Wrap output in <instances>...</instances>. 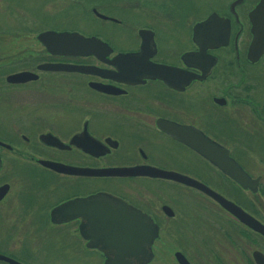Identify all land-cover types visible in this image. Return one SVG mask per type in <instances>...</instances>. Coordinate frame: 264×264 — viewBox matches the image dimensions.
<instances>
[{
  "label": "flooded vegetation",
  "instance_id": "flooded-vegetation-1",
  "mask_svg": "<svg viewBox=\"0 0 264 264\" xmlns=\"http://www.w3.org/2000/svg\"><path fill=\"white\" fill-rule=\"evenodd\" d=\"M91 2L112 27L42 17L14 59L0 31V264H104L100 224L132 240L136 214L137 264H264V0ZM49 30L102 43L53 54Z\"/></svg>",
  "mask_w": 264,
  "mask_h": 264
},
{
  "label": "rangeland",
  "instance_id": "rangeland-1",
  "mask_svg": "<svg viewBox=\"0 0 264 264\" xmlns=\"http://www.w3.org/2000/svg\"><path fill=\"white\" fill-rule=\"evenodd\" d=\"M91 1L0 0V25H4V28L0 27V31L5 33L6 30L5 40L7 41L8 59L18 57L22 48H25V51H33V47L39 48L35 37L38 31L45 27L42 23V17H52L46 23L51 24L56 29H77L82 33L96 32L99 29L106 30L108 27H112L113 24H104L87 14L90 13L88 8L92 4ZM125 31L127 32V30ZM75 259L72 261L62 260L60 263L81 264L78 258Z\"/></svg>",
  "mask_w": 264,
  "mask_h": 264
},
{
  "label": "water",
  "instance_id": "water-1",
  "mask_svg": "<svg viewBox=\"0 0 264 264\" xmlns=\"http://www.w3.org/2000/svg\"><path fill=\"white\" fill-rule=\"evenodd\" d=\"M98 16L105 17L98 13ZM39 41L47 48V50L53 54H65V55H97L98 49L100 48V39L95 36L85 37L78 32H68V31H43L38 34ZM260 43L259 40H256L255 44ZM264 50V43L262 46H254L252 51L255 55H260ZM40 67L59 70V69H68V70H80L88 71L92 68L88 67H77L73 65H63V64H42ZM19 74L11 75L9 78H17ZM46 165L53 169L58 170H68V167L56 162L43 161ZM87 173H92V170H84ZM107 172V170H100L98 172ZM105 172V173H106ZM91 201V200H90ZM62 207V206H61ZM106 217V216H105ZM125 221H129L126 219ZM118 225H123V221L118 220L116 222ZM130 227L127 226L130 233H134V238L132 240L118 239L119 237L114 238L112 236L113 229L112 224L109 228L106 225L100 224L99 231L101 234L109 233V237L106 235L101 237L97 242H94L92 245H95L104 252L105 260L104 264H137L145 262L150 259L151 254L146 252L145 245L148 247L151 244L156 232L152 231L150 236H146L144 232V227L146 230H149V224L146 225L141 221L138 214L133 218V222L130 220ZM126 229V230H128ZM128 231L125 233H129ZM145 250V251H144Z\"/></svg>",
  "mask_w": 264,
  "mask_h": 264
}]
</instances>
